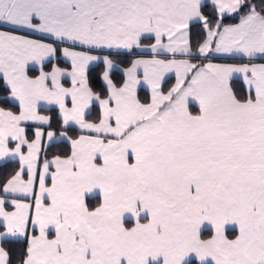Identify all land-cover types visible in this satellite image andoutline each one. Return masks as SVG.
Masks as SVG:
<instances>
[{"label": "snow or ice", "instance_id": "6c2138e0", "mask_svg": "<svg viewBox=\"0 0 264 264\" xmlns=\"http://www.w3.org/2000/svg\"><path fill=\"white\" fill-rule=\"evenodd\" d=\"M0 264H264V0H0Z\"/></svg>", "mask_w": 264, "mask_h": 264}, {"label": "trees", "instance_id": "16d2710c", "mask_svg": "<svg viewBox=\"0 0 264 264\" xmlns=\"http://www.w3.org/2000/svg\"><path fill=\"white\" fill-rule=\"evenodd\" d=\"M229 22H233V21H229Z\"/></svg>", "mask_w": 264, "mask_h": 264}]
</instances>
